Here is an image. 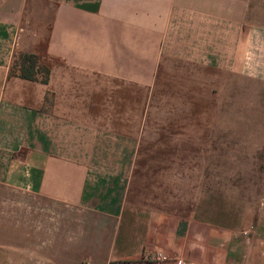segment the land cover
<instances>
[{"label": "crops", "instance_id": "1", "mask_svg": "<svg viewBox=\"0 0 264 264\" xmlns=\"http://www.w3.org/2000/svg\"><path fill=\"white\" fill-rule=\"evenodd\" d=\"M18 53L47 84L9 76ZM240 83L264 85V0H0V264H264V124L207 107ZM12 195L28 225L61 212L22 253Z\"/></svg>", "mask_w": 264, "mask_h": 264}, {"label": "rangeland", "instance_id": "2", "mask_svg": "<svg viewBox=\"0 0 264 264\" xmlns=\"http://www.w3.org/2000/svg\"><path fill=\"white\" fill-rule=\"evenodd\" d=\"M41 11V10H40ZM39 11V12H40ZM43 37L42 40L47 35V28L43 30ZM216 91V96H209L208 94V100H207V107L215 109V107L222 110V115L217 117L219 118V123L223 125H229V124H238L240 126H244L247 124H264V85L261 84H247V83H240L237 85H231V84H224L221 86H216V88H213ZM208 91H210L208 89ZM157 106H177L178 101H157ZM182 102L179 103L181 106ZM208 122L213 123L216 122L214 120L215 117L208 116ZM230 134V133H227ZM244 136L246 135V132L240 133ZM226 150V149H224ZM241 151H245L246 148L243 149L240 148ZM241 155V154H240ZM243 157V158H241ZM234 160L232 163H225L224 164V171L228 172H235L237 171L240 173V171H245L246 166V155L239 156L237 159L233 158ZM237 162V163H235ZM244 167V169H243ZM212 182V184H215L214 181H208ZM217 185L222 187L223 191V201L225 204L231 205V206H244L246 204V201L248 199L247 197V182L246 179H230V180H222V181H216ZM211 187H214L213 185ZM0 195H3L6 197V191H3L0 187ZM8 195V194H7ZM14 197V200L9 202V205L12 208H9L11 212H9L8 215H10V218L8 221H14V246L15 250L17 252L22 253L23 252V240L28 239L26 237V233L31 232V240L32 242L38 243V238L40 237V232L45 231L44 225L40 222L46 220L50 221L48 223L47 221V232L52 231V227L57 220H60V213L59 216L54 212H39L38 210H34L30 213V219L31 222L29 225L26 223V213L22 211V203L23 198L18 197L17 195H12ZM12 196H9L10 198ZM0 196V204L3 203V206H0V211L6 212L7 208L4 206V203L6 204V201L1 199ZM25 201L31 202L32 206L33 204H38L39 201L35 199H28L27 197L24 198ZM14 205V208H13ZM44 207V205H43ZM50 207V206H48ZM38 209V206L36 207ZM245 212V211H244ZM6 213L0 212V226H4L3 228L6 229ZM1 228V229H3ZM5 229L4 234H6ZM25 236V237H24ZM37 246V244H35ZM16 264H25L24 259L22 257H16L15 260Z\"/></svg>", "mask_w": 264, "mask_h": 264}, {"label": "trees", "instance_id": "3", "mask_svg": "<svg viewBox=\"0 0 264 264\" xmlns=\"http://www.w3.org/2000/svg\"><path fill=\"white\" fill-rule=\"evenodd\" d=\"M55 1L58 2L59 0ZM49 74V65L47 63L40 62L39 58L31 53L16 54L9 70L10 77H17L41 84L48 83Z\"/></svg>", "mask_w": 264, "mask_h": 264}, {"label": "built area", "instance_id": "4", "mask_svg": "<svg viewBox=\"0 0 264 264\" xmlns=\"http://www.w3.org/2000/svg\"><path fill=\"white\" fill-rule=\"evenodd\" d=\"M159 258H160V257H159ZM160 260H161V261H165L166 259L163 258V257H161ZM177 264H185V263H183L182 261H178Z\"/></svg>", "mask_w": 264, "mask_h": 264}]
</instances>
